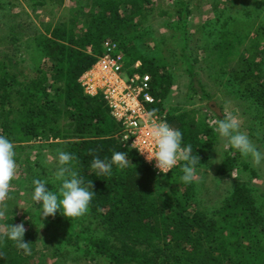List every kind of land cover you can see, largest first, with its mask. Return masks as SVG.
Masks as SVG:
<instances>
[{"label":"trees","instance_id":"1","mask_svg":"<svg viewBox=\"0 0 264 264\" xmlns=\"http://www.w3.org/2000/svg\"><path fill=\"white\" fill-rule=\"evenodd\" d=\"M66 2L0 0V20L7 22L6 30L0 27V135L14 143L16 163L23 166L20 174L30 182L46 179L49 190L53 186L49 169L38 155L27 151L33 150L35 141H42L52 149L56 164L57 151L74 154V170L85 185L93 183L96 194L88 209L102 233L85 235L59 212L41 222L33 212L35 205L28 191L10 186L11 213L0 223V264H49L47 257L62 260L71 249L86 264H264V195L257 196L255 189L241 184L217 205L204 207L195 181L181 182V165L167 175L156 173L123 140L122 124L113 118L103 96L88 95L80 83L103 55L109 39L123 41L153 12L157 11L160 19L176 18L185 37L192 12L190 0H176L175 14L153 7V0H69L77 8H71L56 27L44 23V32L28 13L14 12L22 3L33 10L50 7L51 12L60 11ZM238 4L242 7L238 16L230 14L226 6L211 30L203 26L205 37L213 38L212 50L204 54L207 61L210 52L217 56L215 81L226 80L224 96L237 92L239 99L246 100L251 113L249 136L264 150V0H241ZM184 43L183 51L188 46L186 39ZM129 46L128 53L133 50L135 54L128 66L141 61L140 72L152 78L156 104L151 113L165 114L162 101L170 93L171 74L162 73L165 65L159 66L157 59H148L132 43ZM183 57L187 62L190 59L185 52ZM27 60L31 61V74L24 76L20 70ZM197 62H188L191 90L210 102L214 97L194 72ZM213 106L207 108L213 111ZM179 113L166 115L167 122L182 132L184 143L191 144L193 154L200 157L198 169L210 158L216 135L208 123L197 118V111ZM117 151L127 152L128 165H114L110 175H96L90 167L93 158L110 159ZM241 170L259 177L249 162L229 147L217 169L218 178ZM22 201L31 205L22 213L15 211L13 206ZM34 220L38 222L32 225ZM12 223L24 224L25 240L33 244L31 255L6 239V226ZM45 234L48 238L40 249L37 243ZM52 243L55 245L50 248Z\"/></svg>","mask_w":264,"mask_h":264},{"label":"rangeland","instance_id":"2","mask_svg":"<svg viewBox=\"0 0 264 264\" xmlns=\"http://www.w3.org/2000/svg\"><path fill=\"white\" fill-rule=\"evenodd\" d=\"M240 1L241 0H190L189 5L192 12L187 18V35L183 38L179 32L180 24L176 22V18L166 17L160 19L158 18V12L156 11L153 12L147 20L142 22L140 26H137L135 30L126 37V39L121 42H115L109 39L105 45L108 43H115L118 46L119 51L126 56V60L131 62V54L135 53L132 50V53L129 54L128 50L131 47L129 46V43H132L135 47L137 46L148 59H157L159 66L162 68L163 65H165L162 73H170L172 76L170 93L164 101H162L164 113L166 115H173L177 112L183 114L186 111L194 110L197 111V118L200 121L208 123L214 131L216 126L214 121L219 116H224L226 114L225 110H227L228 114L237 115L241 123V131H245L249 135L248 119H250L251 113L247 112L248 108L246 107V100L239 99L238 95H236L239 94L237 92L234 95L224 96L226 80L215 81L217 75L215 73L216 69L213 67L215 65L214 60L216 61L217 56L213 52H210V61H207L208 55L204 54V51H207V49L209 51L212 50L211 41L213 39L211 36H208V38L205 37L203 31L204 27L208 28L206 29L207 31L211 30L213 24H216V21L218 20L217 14L221 9H225L226 6L230 9V14L238 16L240 10H242V7L240 8L238 4ZM153 2V7H161L168 13L175 14L173 9L176 5V0H153ZM71 8L77 7L75 4L69 2V0H67L66 4L60 8V11L54 10L53 12H51L52 8L50 7L33 10L28 3H22L17 10H14V12L22 11L23 13H28L30 19L36 24V27H39V29L44 32V29L47 26L43 25L44 23L56 27L57 24L63 22L65 17L69 15ZM6 23V21L0 20V27H3V30H6V26H4ZM184 39H186V44L188 45L187 48H185V51L182 49L185 44ZM198 41L205 42L207 46H204V44L202 46ZM261 45L264 46V43L261 42ZM2 49L4 48L2 47ZM4 51L6 52V50ZM184 52L185 55L190 58L188 62L198 60V62L194 64V72L200 80V83L204 86L206 92L214 97L212 101L205 102L201 100L199 96H196L191 90L193 76L189 73L188 62L185 57H183ZM21 66L23 68L20 70L21 75L27 76L31 74L30 70L32 65L30 60L23 62ZM208 105H214V110L212 111L211 109H208ZM215 135V148L210 154V158L203 163V166L197 169V176L194 182V184L197 185L198 191H200L201 200H199L202 205L206 208L217 205L230 191L241 184L249 185L251 188L255 189L257 196L264 195V163L257 166L250 159L245 158L250 166L259 174V177L257 178L251 177L249 173L243 172V170H241V172L233 173L231 176L223 179L218 178L217 169L219 168L228 148H225L224 146L225 141L221 140L216 133ZM250 138L253 141V138ZM253 142L258 146L256 141ZM33 146V150L30 149L27 153H30L33 156L38 155L41 164H44L49 169L47 173L51 176V172L57 165L52 156V149H50L48 144H45L42 141H35ZM258 147L261 148L260 146ZM22 167L23 166H20V163H17V171L11 182V187L15 191H28V195L30 196L32 185L31 182L27 180L29 178L20 174V168ZM8 204V199L4 202H0V209L5 210V215L0 217L1 224L5 223V217H8L11 213L8 208L10 205L8 206ZM30 205L31 202L25 203L22 201L19 205H14L13 209L22 213L27 210ZM33 209V212L40 217L36 206ZM71 220L73 221L75 229L79 232L82 230L85 231V235H100L102 233L101 230L97 228L94 219L91 217L89 209L84 216L71 218ZM36 222L38 221L34 220L31 223L33 225ZM27 228H29V226H27ZM45 238L47 239L48 235L46 236L45 234L42 241L37 243L39 246H37L38 248L41 249V247H43ZM54 245L55 243H52L50 248ZM78 256L80 255L71 249L70 254L65 256L62 260L60 258L53 261L49 257L47 258L49 259V264H86L84 260H78Z\"/></svg>","mask_w":264,"mask_h":264},{"label":"clouds","instance_id":"3","mask_svg":"<svg viewBox=\"0 0 264 264\" xmlns=\"http://www.w3.org/2000/svg\"><path fill=\"white\" fill-rule=\"evenodd\" d=\"M126 63L128 66L127 60ZM225 113L223 118L214 121V131L225 141V148L230 147L233 153H239L241 157L250 159L257 166L264 163V150L259 148L245 131H241L237 115L228 114L227 110ZM148 118L150 126L147 131L141 129L138 134L133 135L135 141L132 145H146L136 151L141 155L146 153L149 162L155 161V167L162 175H167L169 170L179 163L181 182L185 185L193 183L197 176V165L202 164L200 157L193 154L192 145L185 144L182 132L166 120L154 118L153 113H148ZM125 139L129 140L127 137ZM56 160L57 165L51 172V190L46 179L34 178L31 182L30 200L36 206L41 222L48 217H55L58 212L69 220L84 216L96 194L93 183L85 185L83 178L74 170V154L57 151ZM128 163L127 152L117 151L113 152L110 159L94 157L90 167L98 176L110 175L114 165L123 168ZM16 171L15 145L8 137L0 135V202L9 199V188ZM4 215L5 210L0 209V217ZM25 233L23 223L6 226V239L13 242L24 254L31 255L33 244L26 242Z\"/></svg>","mask_w":264,"mask_h":264},{"label":"built area","instance_id":"4","mask_svg":"<svg viewBox=\"0 0 264 264\" xmlns=\"http://www.w3.org/2000/svg\"><path fill=\"white\" fill-rule=\"evenodd\" d=\"M141 67V62L127 66L126 58L118 46L115 43H108L97 63L80 80L88 95L103 96L113 118L122 124L123 140L130 147L135 141L133 135L138 134L141 129L147 131L150 126L148 113H151L150 109L156 104V99L151 93L152 78L147 73H141ZM154 118L167 121L166 114H154ZM142 147L146 145H132L131 148ZM146 155V153L141 155L146 164L161 174L155 167V161L149 162ZM178 166L179 163L168 173Z\"/></svg>","mask_w":264,"mask_h":264}]
</instances>
